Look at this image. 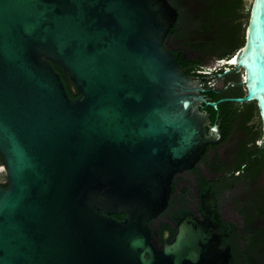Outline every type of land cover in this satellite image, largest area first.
I'll list each match as a JSON object with an SVG mask.
<instances>
[{
  "label": "water",
  "instance_id": "1",
  "mask_svg": "<svg viewBox=\"0 0 264 264\" xmlns=\"http://www.w3.org/2000/svg\"><path fill=\"white\" fill-rule=\"evenodd\" d=\"M177 17L168 0H0V264H227L205 222L162 247L150 228L221 138L165 47ZM246 34L229 101L257 103L264 144V0Z\"/></svg>",
  "mask_w": 264,
  "mask_h": 264
},
{
  "label": "flooded vegetation",
  "instance_id": "2",
  "mask_svg": "<svg viewBox=\"0 0 264 264\" xmlns=\"http://www.w3.org/2000/svg\"><path fill=\"white\" fill-rule=\"evenodd\" d=\"M168 1L178 17L165 47L206 91L204 98L217 103V109L199 107L212 125L219 124L221 138L193 168L175 175L167 208L150 222L153 238L159 247L171 243L180 222L191 217L212 229L227 264H264V144L257 103L229 101L245 97L246 88L243 70L224 66L246 44L234 52L243 40L248 0ZM0 163L5 165L1 155Z\"/></svg>",
  "mask_w": 264,
  "mask_h": 264
},
{
  "label": "rangeland",
  "instance_id": "3",
  "mask_svg": "<svg viewBox=\"0 0 264 264\" xmlns=\"http://www.w3.org/2000/svg\"><path fill=\"white\" fill-rule=\"evenodd\" d=\"M252 4H253V0H248V11H247V18L245 19L244 21V25H243V40H242V43L236 48V50L234 52H237V50L243 46L245 43H246V33H247V27H248V24H249V20H250V10H251V7H252ZM212 67V66H210ZM213 73L210 72L209 74ZM242 85L243 82H242ZM255 107H256V104L254 103L253 104ZM255 115H256V125H257V129H258V138H260L262 136V120L259 116V110L258 108L256 107V110H255ZM0 183H3V182H6L8 179H7V175H6V169L3 167V166H0Z\"/></svg>",
  "mask_w": 264,
  "mask_h": 264
},
{
  "label": "trees",
  "instance_id": "4",
  "mask_svg": "<svg viewBox=\"0 0 264 264\" xmlns=\"http://www.w3.org/2000/svg\"><path fill=\"white\" fill-rule=\"evenodd\" d=\"M53 67L55 68V70L61 75V78L63 79L64 83H65V86L67 88V91L69 93V96L72 98V99H76L79 94L75 95L73 94V92L70 90V87L68 85V77L66 76V74L63 72L62 68L57 65V64H53ZM8 187V184H6L5 186H3V188H7ZM115 218L119 219V220H122L124 217L123 215H116Z\"/></svg>",
  "mask_w": 264,
  "mask_h": 264
},
{
  "label": "built area",
  "instance_id": "5",
  "mask_svg": "<svg viewBox=\"0 0 264 264\" xmlns=\"http://www.w3.org/2000/svg\"><path fill=\"white\" fill-rule=\"evenodd\" d=\"M1 173V172H0Z\"/></svg>",
  "mask_w": 264,
  "mask_h": 264
}]
</instances>
